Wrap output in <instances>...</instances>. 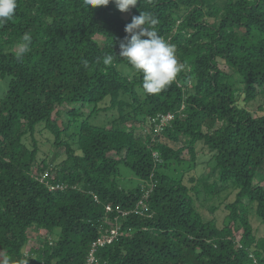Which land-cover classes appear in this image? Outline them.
<instances>
[{"label": "trees", "instance_id": "obj_1", "mask_svg": "<svg viewBox=\"0 0 264 264\" xmlns=\"http://www.w3.org/2000/svg\"><path fill=\"white\" fill-rule=\"evenodd\" d=\"M141 11L183 65L159 95L119 57ZM0 77V264H85L112 227L96 264H264L251 223L264 227V0H141L126 13L18 0L0 24ZM198 146L210 156L200 179ZM226 189L219 226L221 203L204 201Z\"/></svg>", "mask_w": 264, "mask_h": 264}, {"label": "clouds", "instance_id": "obj_2", "mask_svg": "<svg viewBox=\"0 0 264 264\" xmlns=\"http://www.w3.org/2000/svg\"><path fill=\"white\" fill-rule=\"evenodd\" d=\"M141 0H83L86 7L97 9L115 4L121 13L128 12ZM18 0H0V24L15 18ZM158 20L149 12H140L125 26L127 34L120 43L119 57L127 61L132 69L142 75V88L147 95H159L177 81L183 69L176 56L175 45L161 37L155 30ZM31 35L25 33L22 52L30 50ZM114 57L103 58L105 66L113 65ZM27 264V260L24 261Z\"/></svg>", "mask_w": 264, "mask_h": 264}, {"label": "rangeland", "instance_id": "obj_3", "mask_svg": "<svg viewBox=\"0 0 264 264\" xmlns=\"http://www.w3.org/2000/svg\"><path fill=\"white\" fill-rule=\"evenodd\" d=\"M8 86V78H2L0 77V99L4 96V93L6 91V88ZM256 105H252L251 108L249 110H251L252 112L254 111ZM107 120V116L104 114H100L98 115L95 119H93V123L94 124H101L104 123ZM74 132L73 129L70 130L69 135H72ZM48 137V138H47ZM36 138L39 141V148H40V155L43 157H47V158H52L54 153H55V147L52 145L51 141H48L47 139H49V135L47 134L46 131L42 130L41 133L38 132L36 134ZM51 138V137H50ZM28 141L31 142L30 138H28ZM59 159H61V155H58ZM197 167L193 170L192 175H195L197 179H200L202 176L206 175L209 171L208 165H207V161L209 159V154H207L206 149H201V146L197 147ZM124 183L131 187L133 186V182L136 181V179L131 175L128 174L127 176H125ZM133 181V182H132ZM187 183V181H185ZM211 182V180L209 181ZM197 183H201V181H198ZM196 183V184H197ZM187 185L189 186V184L187 183ZM202 187V186H200ZM204 194H201V199H203ZM235 197V192L229 189H226L225 191L221 192V194L219 195L218 199L216 201H204V204L207 207H210L212 205H218L221 203V207L215 212L217 221H218V225L221 226L222 221L224 216L226 215V212L223 210V205H225V203H229L232 202L234 200ZM207 213V212H206ZM251 223L253 228H258L259 233L262 234L264 232V227L262 225H260L257 221L256 218L251 219Z\"/></svg>", "mask_w": 264, "mask_h": 264}, {"label": "built area", "instance_id": "obj_4", "mask_svg": "<svg viewBox=\"0 0 264 264\" xmlns=\"http://www.w3.org/2000/svg\"><path fill=\"white\" fill-rule=\"evenodd\" d=\"M170 119H171L170 116H165L164 118H162L161 121L163 123V122L168 121ZM106 210L108 212H110L111 209L108 206V207H106ZM116 236H117V230L112 227L107 235L102 236L100 239H98L96 242H94L92 244L90 254L86 258L85 264H96L95 263V258H94V254H95L96 248L97 247H101V246H103L105 244L111 243L116 238Z\"/></svg>", "mask_w": 264, "mask_h": 264}]
</instances>
